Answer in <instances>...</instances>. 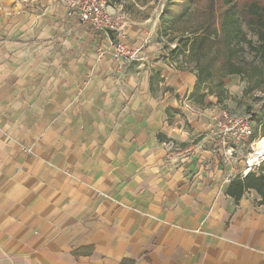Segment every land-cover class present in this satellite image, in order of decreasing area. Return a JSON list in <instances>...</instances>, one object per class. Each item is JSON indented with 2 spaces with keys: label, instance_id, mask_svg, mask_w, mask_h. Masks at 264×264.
Here are the masks:
<instances>
[{
  "label": "crops",
  "instance_id": "obj_1",
  "mask_svg": "<svg viewBox=\"0 0 264 264\" xmlns=\"http://www.w3.org/2000/svg\"><path fill=\"white\" fill-rule=\"evenodd\" d=\"M145 7L108 0L119 64L60 3L0 0V264H264L260 196L227 193L246 147L224 161Z\"/></svg>",
  "mask_w": 264,
  "mask_h": 264
},
{
  "label": "rangeland",
  "instance_id": "obj_2",
  "mask_svg": "<svg viewBox=\"0 0 264 264\" xmlns=\"http://www.w3.org/2000/svg\"><path fill=\"white\" fill-rule=\"evenodd\" d=\"M143 11L153 18L160 13V19L149 21L157 23L158 38L166 51V57L178 68L191 69L201 74L206 88L209 85L214 104L221 111L244 116L250 120L256 141L261 136L257 118L264 113V80L254 74L262 67V58L257 51V36L239 19L242 36L233 39L228 49L220 44L201 42L202 30L209 21L208 0L188 6L183 12L186 0H137ZM175 3L177 13L164 11L169 3ZM188 3V2H187ZM187 5V4H186ZM138 8L134 7V10ZM173 9V10H174ZM142 11V10H140ZM215 38L211 36V41ZM250 42L251 44H248ZM229 63L243 69L241 74H227ZM260 78V80H259ZM222 80L221 96L217 94V84ZM213 105V104H211Z\"/></svg>",
  "mask_w": 264,
  "mask_h": 264
},
{
  "label": "built area",
  "instance_id": "obj_3",
  "mask_svg": "<svg viewBox=\"0 0 264 264\" xmlns=\"http://www.w3.org/2000/svg\"><path fill=\"white\" fill-rule=\"evenodd\" d=\"M60 3L67 10V15L77 17L78 21L88 24L93 30L103 36L106 48L98 49V59L109 55L115 62L126 64L141 60L138 49L129 48L125 44L126 22L117 14L108 10V0H52ZM209 139L225 153V162L235 149L246 147L243 157V175L256 172L264 155L255 150L257 143L254 130L247 117L232 115L227 111H220L213 118V125L209 131Z\"/></svg>",
  "mask_w": 264,
  "mask_h": 264
},
{
  "label": "trees",
  "instance_id": "obj_4",
  "mask_svg": "<svg viewBox=\"0 0 264 264\" xmlns=\"http://www.w3.org/2000/svg\"><path fill=\"white\" fill-rule=\"evenodd\" d=\"M202 1L205 0H186L183 9L178 10L186 12L188 6L193 2L199 3ZM170 2L164 14L170 12L172 15H175L178 12L174 9L176 5L172 1ZM208 11L209 21L202 30L201 42H209L210 44L218 43L224 50H227V45L233 39H238L242 36L239 25L240 19L257 36L259 42L257 51L262 58L261 69L257 73H249L248 76L252 79L254 74H256V76L262 77V80H264V0H208ZM211 36L215 38L214 41H211ZM248 44L251 43L248 42ZM229 66L230 69L227 71V74H241L245 72L243 69L230 63ZM203 84H205V81L198 72V82L190 96L195 97L196 102H202L208 94L212 93L209 85L204 88ZM221 85L222 80L217 84V94L219 96L222 93ZM203 89L207 91L204 93L202 92ZM257 120L261 128V136H264V113ZM248 190L256 191L260 196V204L264 206V162L261 163L256 172H249L243 178H236L231 181L227 193L237 201Z\"/></svg>",
  "mask_w": 264,
  "mask_h": 264
},
{
  "label": "bare ground",
  "instance_id": "obj_5",
  "mask_svg": "<svg viewBox=\"0 0 264 264\" xmlns=\"http://www.w3.org/2000/svg\"><path fill=\"white\" fill-rule=\"evenodd\" d=\"M255 150L258 154L264 155V137L258 139Z\"/></svg>",
  "mask_w": 264,
  "mask_h": 264
}]
</instances>
